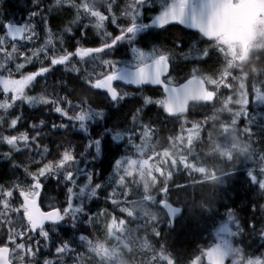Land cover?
<instances>
[{
  "label": "snow or ice",
  "instance_id": "snow-or-ice-1",
  "mask_svg": "<svg viewBox=\"0 0 264 264\" xmlns=\"http://www.w3.org/2000/svg\"><path fill=\"white\" fill-rule=\"evenodd\" d=\"M2 2L3 0H0V3ZM40 2L41 0H33L34 7L39 10L29 13V21L39 18L40 23L43 24L46 37L43 44L27 54L18 53L15 43L12 44V50L8 51L5 47L6 37L0 36V53L4 57L3 62H0V90L5 97L4 100H0V109L4 113H9L18 102L21 105L24 102L28 105H49L54 113L73 122V125L78 122L79 129L85 133L89 132V122L103 120L104 111L93 109L86 100L74 104L67 95L56 94L54 98H51L44 93L37 96L28 94L27 90L34 85L37 77H44L58 65L64 66L65 71L77 74L78 78L90 88L105 90L111 102L117 104L130 94L127 92L121 94L113 86L114 81L136 86L152 84L160 86L163 91L161 98L156 100L145 96L143 106L132 113L128 125L123 129L106 128L96 138L89 136L83 152L79 154L85 157L84 162L87 165L104 156L106 137H111L112 141L124 143V154L113 161L114 172L108 181L111 191L105 197L106 202L113 206L112 212L104 209L89 215L85 199L91 201L98 198V192L106 185L93 182L94 176L99 175L98 171L79 167L80 160L77 159L74 146L57 145V158L47 159L50 149L47 145H40L41 133L37 130L46 125L47 122L44 119H40L38 124L29 125V128L35 131L34 135H30L27 130L17 134H0V143L9 147V152L3 154L6 158H11L14 152L21 151V144L25 148L35 145L34 155H30L31 165L35 166V171H31L29 165L23 167L29 182L17 179L8 189L0 185V217L3 218L0 220V264H66V258H71L73 264H78L83 253L71 247L70 241H61L55 247L57 258L55 261L48 258L38 260L41 241L35 239L36 236L42 238L45 242L43 247L48 249L51 236L46 230V222H51L55 229L60 222L70 218L75 228L78 214L87 216L88 224H92L100 216H107L106 228L110 238L118 231L123 233L125 226L131 222L145 234L143 250L149 254L151 264H178L177 258L168 251L167 242L162 238L160 227L164 223L171 227L174 224V218L183 210V206H174L180 202L171 200L170 194L173 191L188 187L195 188L197 185L208 183L219 185L226 177L234 173L237 162L243 157L244 160L259 165V175L256 174L255 169L250 168L248 179L252 185L258 186L257 195L264 196V150L257 151L255 148V144L259 142L252 140L253 118L248 113L250 96L254 95L256 101L264 103V82L257 83L245 78L241 83L239 73L243 69L236 67L235 58L231 53L233 42L225 33V20L239 6V0H171V3L165 0L159 14L150 18L151 23H146L143 15L145 8L151 6V0H127L120 12V18L127 21L124 26L118 23L114 11L117 0H55L58 8L62 9L66 5L74 10V18L69 22L70 26L65 29L66 32L71 34L73 32L71 25H78L81 39L85 38L89 27L101 36V43L97 47L82 46L81 40L78 39L74 51L65 47L66 41L60 37L58 41L60 54L56 51V41L49 25V17L44 9L40 8ZM101 9L110 15H106ZM51 11L53 7L48 6L47 12ZM84 20L88 23H83ZM109 20L118 28V34L113 35L107 30L106 22ZM172 22L197 29L202 37L211 42L209 47L198 51L200 59L203 60H207L212 50H215L222 58L215 72L206 75L198 68H194L184 78V82L180 83L171 76L170 71L176 52L156 46H153L150 51L133 47L135 65L119 67L118 61L101 59V54L110 51L120 42L127 41L130 45L135 44L138 42L139 34L153 27L163 28ZM4 28L6 36L11 37L13 41L17 37L28 42L39 39L38 24L35 22L20 25L7 22ZM195 48L196 46L193 45L188 52L179 55L188 59ZM249 51H251V44ZM16 54H19L28 64L33 63L34 58L43 57L39 60L42 66L36 72L23 74L21 70L25 67V63H18L15 65V72L19 78H15L9 64L13 62ZM45 62L47 66H43ZM90 62L91 70L87 67ZM69 64H71L70 68ZM97 67L107 71H96ZM234 84L239 85L238 91H234ZM222 90L233 94L219 100ZM217 101L222 105V109L215 108V110H225L231 117L222 125L230 145L229 148L224 149L222 156L233 172L224 168L219 172L207 170L202 166L200 154L196 151V145L204 142L205 133L207 139L211 138L207 129L212 125L215 117L206 116L203 121L191 122V128L187 129L186 136L184 124L189 121L185 119L181 123L180 134L167 138L169 147L153 143L157 129L151 121H144V107L155 104L170 117H183L197 104ZM234 107L235 110H233ZM73 109H79V111L73 112ZM70 112H72L71 115ZM241 118L248 121L243 128L239 127ZM24 119L22 111L10 120L0 115V126L7 122V129L15 130ZM51 127L67 130L69 124L53 123ZM177 145L179 146L178 154L173 155L170 149L176 148ZM36 156H39V159H36ZM89 156L90 160L87 158ZM149 164L156 177V187L152 191L146 190L138 179V176H143L145 166ZM13 167L19 168L21 165L13 164ZM181 171L188 174L190 184L175 183L174 177ZM193 174H199L202 179H195ZM81 175L85 177L86 182L83 186H79L78 191H75L77 179ZM50 178L71 186L67 187L66 206L52 205L49 211H43L38 202L39 196L44 187L43 181ZM16 192L22 199L18 205L14 206ZM192 198L195 199V193L192 194ZM75 199H79V203L74 205ZM257 208L260 215L250 218L247 225L250 231L247 233L237 216L229 209L227 221L216 229L215 242L206 248L198 249L199 254L194 255L188 264H205V261L206 264H226V262L228 264H264V258L246 257L245 249L234 243L236 237L244 235L258 234L264 240V204L254 205L253 211H257ZM212 211L209 210L208 213ZM10 217L19 218L18 229L12 227L14 220ZM232 224L235 225V230L230 227ZM79 240L93 254L106 253L102 244L97 243L93 246L92 240L87 235H81Z\"/></svg>",
  "mask_w": 264,
  "mask_h": 264
},
{
  "label": "trees",
  "instance_id": "trees-1",
  "mask_svg": "<svg viewBox=\"0 0 264 264\" xmlns=\"http://www.w3.org/2000/svg\"><path fill=\"white\" fill-rule=\"evenodd\" d=\"M55 2V0H52ZM12 4V0H8V2L2 6L4 11L0 12V16L4 19H13L18 18V14L10 7ZM8 5V6H7ZM1 6V5H0ZM54 7V6H52ZM71 9L66 5L60 9L56 7L53 12L57 13L54 17L58 18V24L65 20L66 17L69 16V11ZM0 34L4 32L2 26L0 25ZM88 36H92L88 34ZM177 42V41H176ZM179 43L184 42L179 40ZM6 44L9 45L7 48L10 51V44L12 42L6 41ZM94 42L88 43L87 45H94ZM138 44L142 47H145L143 42H138ZM22 47V44H19V48ZM130 49V45L128 43H124L119 47L113 49V53H107L106 56L113 59H120L122 55H124L127 50ZM131 51L126 55L129 57ZM261 59L257 64H254V60L251 59L247 61L244 65V71L250 74V70H255V66H261L264 63V51L260 52ZM3 54L0 53V60H3ZM184 68L181 71L188 72L191 67H193L194 62L190 59L184 60ZM34 63L36 66H28L25 72L35 70V67L40 66L39 60H35ZM203 63L202 70H211L213 72L216 71L217 65L216 60H213V64L211 63ZM47 66V62L44 64ZM89 70L91 68L87 65ZM15 74V68L10 67ZM250 69V70H249ZM264 69V67H262ZM180 67L176 64L175 71L178 72ZM240 74V73H239ZM257 77L261 80H264V73L248 75L247 79L252 80ZM185 77H178L177 80H182ZM47 85L49 97L54 98L56 94L59 96L67 95L68 98L74 103H77V97H82L86 101H89L93 107L98 108L102 105L105 108L106 115L103 120H97L95 122H89V132L85 133L84 136L77 135L75 129L69 125L67 129L68 132L63 131L64 129H52L51 125L53 123L61 124L65 123L63 120H60V116L56 113L51 114V106L41 105L38 107L35 112L31 113V109L27 106H24L25 111L29 113L30 119L27 121V125L31 123H37L40 119H44L47 123L44 127L37 129L40 131L41 136L39 138V143L41 146L47 145L50 149V154L47 156V159H56L57 158V145L68 146L72 145L75 147V152L77 157L79 154L83 152L84 145L87 144L89 136L92 138L98 137L104 130L112 129L115 127L117 130L123 129L130 120V117L133 112L137 108H141L143 106V98L145 96L152 98L153 100L161 98L162 91L157 87H143L141 89L135 88H127L121 87L122 90L129 93L130 95L125 97L118 104L111 102L109 97L104 94L99 89H92L88 85L84 84L82 79L78 78L77 74L66 71L64 73L56 74V68L53 72L46 74L44 77H37L34 85L29 89L30 94H41L36 87L40 88ZM213 105L202 104L195 105L192 107V111H196L195 115H188L189 118H198L200 117V121H203L204 118L210 117V114L215 112V109H211ZM201 113V114H200ZM215 114V113H214ZM212 114V115H214ZM144 121H151L153 126L157 129L153 143L155 144H163L165 147L167 138L169 136H175L178 132L176 131V122L177 120L172 119L170 121L167 114L163 112V110L155 105L151 104L148 107H144L143 112ZM221 118V117H220ZM221 122L220 119H214L212 125L209 126L207 131L211 134V137H219L224 140V137L221 134V130L219 129L218 123ZM67 124V123H66ZM247 125V124H246ZM252 132L254 133L252 140L258 141L259 143L255 144V148L257 151L264 150V124L263 123H254L251 125ZM30 135H34L35 131L32 129H28ZM208 139L206 133L204 135V142L198 143L196 145V151L200 154V157L208 158L203 152V149L207 143ZM223 143V142H222ZM217 144L216 148L218 151L217 155H213L211 158L216 159L220 152H223L219 145ZM104 147L105 154L100 161V166L109 167L113 166V161L115 158L124 154L125 145L123 142H115L111 140V137H106L104 139ZM35 145H31L30 148H25L19 152H14L11 158H4V160H0V185H3L5 189H8L13 182L17 181V179H27L25 173L23 171L24 165H29L31 171H35V166L31 165L30 155H34ZM62 150V149H61ZM36 159H39V156H36ZM99 161V159L96 161ZM13 164H20L21 167L14 168ZM195 179L200 180V175L193 174ZM238 178H233L230 184L227 186H211L209 184L197 185L195 188L188 187L184 188L180 191H173L171 195L172 201H179L178 206H183L184 212L183 215L175 221L173 227H169L167 223L162 224L160 227L162 229V238L166 240L168 251L171 252L178 261V264H188L189 260L198 253V249L206 248L211 245V237L215 234V229L218 225L222 224L226 220L227 211L231 209L234 214L239 219V222L245 229V232H249L247 225L250 218L260 215V212L257 208V211H253V206L264 204V196H258V186L252 185L249 181L246 170L240 169ZM242 181H239L241 180ZM175 183L178 184H190V178L186 172L181 171L174 177ZM106 187L101 189L98 192V198L102 199L98 202L95 200L93 205L87 207L89 215L96 213L100 210L107 209L109 212L113 211V206L106 202V195L111 191V186L106 183ZM222 185V184H220ZM152 186L150 191H152L156 184H150ZM206 188L210 189L212 197L208 198V193ZM44 196L50 195L53 196L55 201V205L59 207L65 206L66 196H67V188L60 182L58 183L55 179H49L46 183H44ZM106 191V194H105ZM201 194L199 195V193ZM195 193V199L192 198V194ZM14 199L16 201L15 204H19L20 197L17 193H14ZM209 210H213L216 212L208 213ZM212 211V212H213ZM118 215V213H117ZM101 217V216H100ZM99 217V218H100ZM16 218V217H15ZM87 216H82L77 219L76 227L73 228L72 221L70 218H67L65 221L60 222L55 229L51 226L49 229L51 236V243L48 249L43 247L44 241L41 239L40 245V254L37 257L38 260L42 261L45 258L53 259L54 261L57 259L55 255V247L61 241H70V244L76 245L78 247L77 252L83 253L79 262L81 264H101L100 258L88 251L86 246L82 244L79 240L80 235H87L93 242V244H104L106 242V236L108 234L107 228L103 226L100 220H95L92 224L87 223ZM98 218V219H99ZM0 220L2 218L0 217ZM18 225L19 218L16 220ZM259 226V221H257ZM20 227V226H18ZM235 230V225H234ZM257 236L259 237V242L261 243L262 239L259 235H244L239 237L238 243L245 249V256L257 257V253L251 249V245L255 244L257 241ZM124 243L129 245L130 247L127 249L124 247L126 258L129 259L133 264H151L149 259V254L144 252L145 245V234L143 231L138 230L137 227L131 222L126 225L125 233L123 234ZM35 241H33L34 243ZM260 255V252H259ZM128 256V257H127ZM117 261V260H116ZM73 262L71 258H66V264Z\"/></svg>",
  "mask_w": 264,
  "mask_h": 264
},
{
  "label": "rangeland",
  "instance_id": "rangeland-1",
  "mask_svg": "<svg viewBox=\"0 0 264 264\" xmlns=\"http://www.w3.org/2000/svg\"><path fill=\"white\" fill-rule=\"evenodd\" d=\"M7 2H8V0H5L4 4H6ZM117 2H118L116 4L117 7L115 6L116 9L114 11H115V14H116V16L118 18V23L121 25L120 12H121V9L123 8L124 4L127 3V0H117ZM14 4H15V2H14V0H12L11 6H8V7L12 8L13 6H15ZM27 5H28L27 2L26 3L25 2L23 3V8H22L23 11L26 9L25 6H27ZM56 7L57 6L54 5L53 10ZM83 23H88V22L83 21ZM257 23L259 24V28H260V36L258 37L259 43H256L255 46L256 47L259 46V48L263 49L264 48V13L257 20ZM106 24H107V22H106ZM121 26H123V25H121ZM107 27H108V24H107ZM107 30L110 32V29L109 28H107ZM62 32L65 35H69L70 34V33L66 32L65 29H63ZM87 33L88 34H91V35L96 34L94 32L93 28H91V27H89L86 30V36H87ZM5 37L7 39V36H5ZM58 40H59V38H58ZM40 45L41 44H35L34 42H28V41L24 40L23 41V44H22V47L18 48L19 46H17L18 53H25V54H27V53L30 52V50L34 49L35 47H39ZM252 46L253 45H251V47ZM58 47H59V44H56V49ZM10 48L12 49V46ZM152 48H153V46H152ZM56 51H57V54H60V50H56ZM126 54H127V52L124 55H122V57L120 59L114 60V61H118L119 62L118 66H121V65H123V66L124 65H135V62L136 61H135V55H134V53L131 52V54H130L129 57H126ZM179 54H177L176 57H175V62L180 67V70L176 74H177L178 77H184L185 75H187V74L190 73V70L188 72L181 71V68H182V70L184 68V63L185 62L182 61V60H184V58L181 57ZM194 56H196V52H194ZM40 59H43V57H40L37 60H40ZM0 62H3V60H0ZM18 63H25V61L23 60V58L19 54H16L15 59L13 60L12 63L9 64V67H14L15 68V65L18 64ZM28 66L32 67V66H36V64L34 62L31 63V64L25 63V67L22 70H25ZM41 66L42 65L35 67V70H37ZM236 67H239L238 61H236ZM194 68L195 67H193V69ZM256 68L257 69L260 68L259 69L260 72L261 73H264V69H262V66L261 67L256 66ZM22 70H21V72L23 74H27V73H31L32 72V71L25 72V71H22ZM254 73H255V70H253V69L250 70V75L253 76ZM240 74H244V71H242ZM15 78H19V75H15ZM240 78H241V83H243V80L245 78V75H241ZM256 82L257 83H260L258 81H256ZM261 82H264V81L262 80ZM36 88L38 90H40L39 92H41V93H44V94L47 93V94H49L48 92H46V90H48L47 85H45L42 88H40L39 86H37ZM238 90H239V85L234 89V91H238ZM27 91H28V94L31 95L29 93V90H27ZM0 92L2 93V97L0 98V100H4L5 97L3 95L2 90H0ZM232 94L233 93H230V95H232ZM34 96H36V95H34ZM223 98H224V90H222L221 95L219 97V100H222ZM87 103L90 104L93 109L98 110V111H104L105 115L107 114L106 111H105V108L102 107V105L100 107H98V108H95V107L92 106V104L89 101H87ZM250 105L256 110L257 116L261 118V122L260 123H263L264 122V112L262 110L264 109V103L256 101L255 96L252 95V101L250 102ZM219 109H222V105H221V107ZM0 110H2V109H0ZM233 110H235V107H234ZM21 111L23 112L25 119L21 122V124H19V128L21 130H28L29 124L27 125V121L31 117H30L29 113H27L25 111V108H24V105L23 104L19 106V109L17 110L16 115L20 114ZM211 116L212 117H215V118H218V119L221 120L220 117L222 116V110H218V112H216L214 115H211ZM185 119L187 121H189V123H190V125H189V123L184 124V128H185L184 135L186 136L187 135V129L188 128H191V122H195V121L194 120H188L187 118H185ZM185 119H183L182 121H184ZM247 122L248 121L246 119L241 118L239 120V127L240 128H243L246 125ZM218 126H219V129L221 130L222 136L224 137V131H223V128H222V124L221 123H218ZM63 131L68 132V130H63ZM178 134H180V131H179ZM219 143H222V144L219 145V148H221V145H223V148H221L223 150H224V147L225 148H229L230 147V145L228 143V138L225 137L224 140H223L222 138H219V137H211L210 139H208V141H207V143H206V145H205V147L203 149L204 154L206 156H208V158L200 157L201 160H202V166L205 167L209 171L216 170L217 172H219V170L223 169L224 166L229 165L226 162V160L223 158L222 152H220L219 156L216 159L211 158L214 154L215 155L218 154V151H217L216 146ZM0 145H2V143H0ZM23 146H24L23 144L20 145V147H23ZM178 149H179V146L177 145L176 148H171L170 151L172 152L173 155H177L178 154ZM87 158L90 160V157H87ZM102 158L99 159V161L97 162L95 169H96V171L99 172V175H97L98 176V179L101 181V183H104L106 185V181L107 180L109 181V177L114 172V165L112 166L111 169L109 167H102V166H100L101 165L100 164V161L102 160ZM1 159H2V157H0V160ZM77 159L80 160L79 167H81V168H85L86 167L88 170H92V166H93L92 163L93 162H89L87 165H85V162H84L85 161V157H77ZM241 161L242 160L238 161L237 164H236V167L235 168L238 169V170L241 169ZM197 175H199V174H197ZM233 178H238V176L232 174V175L226 177L225 180H224V182L221 183L222 185H220V184L217 185V184H212V183H208V184L211 185V186H227V184H230L229 182H231L233 180ZM138 179L142 183L143 187L146 190H148V191L152 187V186H150V184H156V177L153 174L151 164L145 166V170H144L143 176L142 177L138 176ZM201 179H202V177H201ZM96 181H97L96 180V176H94V181L93 182H96ZM239 181H242V179L239 180ZM22 182H26L27 183L29 181L28 180H24ZM85 182H86L85 181V177L83 175H81L77 179V187L75 188V191H78L79 186H83V184ZM61 183L64 184L63 182H61ZM64 186L67 188L68 186H71V185H65L64 184ZM206 191L208 193V198H210V196L212 197V194L209 193L210 192V189L209 188H206ZM105 194H106V191H105ZM95 200H97L96 202H98V201H100L102 199L94 198L91 201H88L87 199H85L86 209H87L88 206L93 205L95 203L94 202ZM43 202L47 206H52L55 203V201L53 199V196H50V195H45ZM78 203H79V199H75L74 200V205L75 204H78ZM87 211H88V209H87ZM214 212H216V210L213 211L212 213L214 214ZM93 214H95V213H93ZM93 214H91V215H93ZM82 216L83 215L78 214V218H81ZM98 220H100V222L103 224V226L106 227V224H107V216H101L99 219H97V221ZM220 225H218L216 227V229L219 228ZM216 229H215L214 236L211 237V240H212L211 244L214 243L215 240H216ZM125 230H126V226H125ZM124 233H125V231L123 233H121V232L118 231L111 238L109 237V233L107 234V236H106V242L104 244H102L103 245V248L105 247L104 250H106V253L103 254V255L96 254L100 258V261H101L100 263L101 264H133L125 256V250H124V247H123L124 241L122 239V236H123ZM39 239L41 240L42 238L39 237ZM70 246L73 247V248H76V246H72V245H70ZM78 264H80V263L78 262Z\"/></svg>",
  "mask_w": 264,
  "mask_h": 264
},
{
  "label": "flooded vegetation",
  "instance_id": "flooded-vegetation-1",
  "mask_svg": "<svg viewBox=\"0 0 264 264\" xmlns=\"http://www.w3.org/2000/svg\"><path fill=\"white\" fill-rule=\"evenodd\" d=\"M257 1L260 3V14H263L264 0H257ZM4 2L5 0H3V2L0 3V5L1 6L5 5ZM14 2H15L14 4L15 6H13L12 9L21 17L29 18L30 12L39 10L36 7H34L33 0H14ZM24 2H27L28 5L25 6L26 9L23 11L22 8ZM244 2L245 0H239V5L243 4ZM48 6H52V0H41L40 8L44 9L45 14H47L49 17V21H50L49 25L53 32L54 41H56V44H59L58 38L63 37L64 40L66 41L65 47H67L69 50H74L75 45L72 43H68L67 39L68 40L81 39L80 26L71 25V27L73 28V32L69 35H65L62 32L63 29H66L68 26H70L69 22L74 18V10L71 9L69 11L70 13L69 16L66 17L64 21L58 24V18L54 17V15L57 13L53 11H51L50 13L47 12ZM143 15L146 18L145 22L151 23V21L147 19L148 18L147 7L145 8ZM258 18L259 16L252 21H248V19H246L244 15L232 16V21H233L232 29L229 30L225 28V33L230 39V41L233 42L234 52H232V56L235 54L237 55V57L233 56L234 58H237L239 60H250V59L258 60L260 58L259 55L260 49L259 47L255 46V42H258V37L260 36V28H259V24L257 23ZM31 22H35L38 24L37 31L39 32V39L34 41V43L42 44L44 39L46 38L43 29V24L40 23L39 18H36L35 21H31ZM112 33L113 35L117 34L115 32ZM232 34L236 35L237 38L233 37ZM142 39L143 41L146 39H154L152 46L173 50L176 52V54L188 52L189 49L192 48L193 45H195L196 48L191 52V55L189 56L188 59L193 60L194 64L198 67V69L203 68V63H202L203 61L212 64L213 60H216L217 66H220L221 63L222 58L219 55H217L215 50H212L210 52V55L207 58V60L200 59V52L198 50H202L204 48L209 47L211 42L207 41L206 38L202 37L197 29H188L179 23H169L165 25L163 28L153 27L152 29L142 34ZM179 40H182L184 42V44L180 43L182 49H184L188 45L187 49L183 52L177 51L175 48V43L176 41L179 42ZM251 43H253V46L251 47V51H249V45ZM56 50H60V45ZM194 52H196V56H194ZM261 66L264 67V63ZM63 70H65V67L59 65L58 72H61ZM77 100L80 103L81 100H84L83 96L77 97ZM169 119L170 121H172L173 118H169Z\"/></svg>",
  "mask_w": 264,
  "mask_h": 264
},
{
  "label": "water",
  "instance_id": "water-1",
  "mask_svg": "<svg viewBox=\"0 0 264 264\" xmlns=\"http://www.w3.org/2000/svg\"><path fill=\"white\" fill-rule=\"evenodd\" d=\"M259 6V3H256V2H253L251 0H247L245 4L241 5V6H238L233 12H236L238 15L242 14V15H245L248 17V20H252L256 17V15L258 14V11L256 13V10ZM226 20H225V27H228L230 30L232 29V23H227L226 25ZM17 25H20V24H17ZM233 35V34H232ZM233 37H237L235 35H233ZM16 39H20L19 37H17ZM114 82H119V81H114ZM113 82V83H114ZM184 82V81H183ZM181 82V83H183ZM124 83V82H123ZM126 84V83H124ZM129 85V84H127ZM147 86H156V85H152V84H145ZM130 86H133V87H141V86H136V85H130ZM103 90V89H102ZM105 91V90H104ZM40 197V196H39ZM39 202V201H38ZM174 206H176L174 204ZM41 207V206H40ZM42 209V208H41ZM44 211V210H43ZM49 211V210H47ZM182 212L180 214H177V216L174 218V221L179 218L181 216ZM50 222H46V225L49 224ZM206 262V261H205Z\"/></svg>",
  "mask_w": 264,
  "mask_h": 264
},
{
  "label": "bare ground",
  "instance_id": "bare-ground-1",
  "mask_svg": "<svg viewBox=\"0 0 264 264\" xmlns=\"http://www.w3.org/2000/svg\"><path fill=\"white\" fill-rule=\"evenodd\" d=\"M26 3V2H25ZM30 5V4H29ZM50 22V21H49ZM53 26V25H52ZM176 206H178V205H176Z\"/></svg>",
  "mask_w": 264,
  "mask_h": 264
}]
</instances>
